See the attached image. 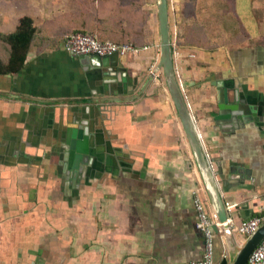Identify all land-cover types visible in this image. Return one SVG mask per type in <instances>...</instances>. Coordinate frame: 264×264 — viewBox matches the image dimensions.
I'll return each instance as SVG.
<instances>
[{
  "label": "crops",
  "instance_id": "obj_1",
  "mask_svg": "<svg viewBox=\"0 0 264 264\" xmlns=\"http://www.w3.org/2000/svg\"><path fill=\"white\" fill-rule=\"evenodd\" d=\"M191 2L177 11L168 0L170 34L213 195L163 71L151 78L158 0H0L1 33L23 17L36 29L23 68L0 75V264L200 260L195 193L219 228L215 264H233L248 239L238 227L264 206V0L231 3L237 24L224 38ZM76 30L147 49L100 67L66 50ZM77 127L91 154L80 170L68 159Z\"/></svg>",
  "mask_w": 264,
  "mask_h": 264
},
{
  "label": "water",
  "instance_id": "obj_2",
  "mask_svg": "<svg viewBox=\"0 0 264 264\" xmlns=\"http://www.w3.org/2000/svg\"><path fill=\"white\" fill-rule=\"evenodd\" d=\"M158 15L161 58L160 63L157 66L156 71L152 74L151 78L155 77L157 71H163L167 86L169 87L173 101L185 127L187 136L198 159L201 171L213 195V192L215 190L214 181L211 175L213 174V171L204 151L201 135L198 132L195 121L182 92L174 64V53L170 34L168 0H158ZM81 57H90L100 67L109 68L118 67L120 65V55L118 53H113L108 56L84 55ZM107 100L118 102L121 99L108 98ZM238 111H241L238 114V120L243 121V119L246 117L247 111H245L243 108H240V110ZM67 143L69 162L70 164L72 163V167H74V169L80 170L81 163H89L91 159L89 134H87V130L81 127L72 128L70 130V136H68L67 138ZM216 201L220 206L218 211L219 221L220 223H225L227 221V211L225 208V204L217 196ZM213 228L217 233L219 228L216 226H214ZM226 231L227 234L230 235V231L228 229ZM262 241H264V224L251 237L247 239L245 245L236 256L233 264H247L250 255Z\"/></svg>",
  "mask_w": 264,
  "mask_h": 264
},
{
  "label": "built area",
  "instance_id": "obj_3",
  "mask_svg": "<svg viewBox=\"0 0 264 264\" xmlns=\"http://www.w3.org/2000/svg\"><path fill=\"white\" fill-rule=\"evenodd\" d=\"M66 50L74 56L99 55L108 56L118 53L120 56L138 55L142 50L132 44H118L112 41H101L91 33H74L69 36L64 44ZM194 205L198 214L197 227L204 235L205 248L200 260L187 264H215V231L214 219L207 210L206 204L198 193L194 196ZM264 224L263 213L243 221L238 231L245 237H251ZM247 264H264V241L250 255Z\"/></svg>",
  "mask_w": 264,
  "mask_h": 264
},
{
  "label": "trees",
  "instance_id": "obj_4",
  "mask_svg": "<svg viewBox=\"0 0 264 264\" xmlns=\"http://www.w3.org/2000/svg\"><path fill=\"white\" fill-rule=\"evenodd\" d=\"M35 32L36 29L33 26V20L30 17L21 18L15 32L10 34H3L0 32V75L14 74L19 72L23 68ZM79 32L90 33L88 30L73 31L66 36L64 43L69 36ZM97 37L101 41H112L106 38H102L98 35ZM4 46L9 50L7 56L3 55L2 52V48H4Z\"/></svg>",
  "mask_w": 264,
  "mask_h": 264
},
{
  "label": "rangeland",
  "instance_id": "obj_5",
  "mask_svg": "<svg viewBox=\"0 0 264 264\" xmlns=\"http://www.w3.org/2000/svg\"><path fill=\"white\" fill-rule=\"evenodd\" d=\"M171 6L175 8V10H182L184 6L185 0H171ZM232 1V2H231ZM193 0L191 4L197 6V9L201 11V15L204 23H211L212 26L216 29V32L224 36H230V33L233 29V25H236V19L231 12L235 13V11L231 8V3L235 5V0ZM243 3V0H240ZM1 7V4H0ZM171 7V8H172ZM251 17H256V13L252 12ZM208 18V20L206 19ZM237 18V16H236ZM208 23V25H209ZM235 27V26H234ZM226 34V35H225ZM4 46L2 48L3 55L7 56L9 50Z\"/></svg>",
  "mask_w": 264,
  "mask_h": 264
}]
</instances>
